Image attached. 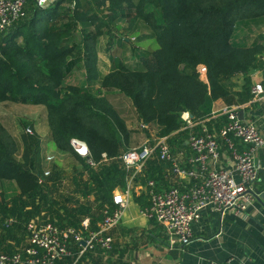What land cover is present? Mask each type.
<instances>
[{
  "label": "trees",
  "instance_id": "obj_1",
  "mask_svg": "<svg viewBox=\"0 0 264 264\" xmlns=\"http://www.w3.org/2000/svg\"><path fill=\"white\" fill-rule=\"evenodd\" d=\"M125 22L136 34L145 28L148 43L141 35L137 40L142 45L123 37L110 49L112 65L104 73L100 37L109 34L113 43L114 28ZM263 34L264 0H57L47 7L28 0L27 15L0 32V104L44 107L57 152L51 162L47 154L42 157L41 142L30 140L33 134L26 132L32 128L30 117L19 119L17 126L25 131L19 138L0 114V253L28 244L27 225L33 218L81 228L89 217L90 228L98 229L104 209L117 208L114 193L127 187L133 171L121 156L136 142L135 131L110 95L127 98L139 126L148 124L158 135H169L174 152L186 149L190 155V129L184 128L182 113L205 121L214 101L235 104L232 77L243 73L250 79L264 53ZM225 122L224 116L204 124L213 131ZM72 138L87 144L96 165L75 151ZM58 155L81 164L72 191L62 189L63 171L54 167ZM166 166L156 154L135 179L145 185L154 180L161 191L171 186ZM46 169L51 174L42 179ZM135 201L142 208L150 206L148 191ZM80 248L74 244L73 255L55 264H109L113 255L112 247L87 250L79 257ZM103 256H108L106 263Z\"/></svg>",
  "mask_w": 264,
  "mask_h": 264
},
{
  "label": "built area",
  "instance_id": "obj_2",
  "mask_svg": "<svg viewBox=\"0 0 264 264\" xmlns=\"http://www.w3.org/2000/svg\"><path fill=\"white\" fill-rule=\"evenodd\" d=\"M57 0H35L40 7H47ZM28 0H0V32L9 30L16 22L27 15ZM206 71L205 67L201 68ZM206 73V72H205ZM253 98L259 99L264 94V83L255 82L252 86ZM219 115L226 117V122L219 130L210 131L203 121H195L188 111L182 113L184 128L190 129L186 142L190 155L180 149L174 152L169 142V135L160 136L148 124L140 123L142 130H148L145 140L125 152L121 158L128 169H133L128 176L134 180L142 173L147 162L156 154L166 162V177H178L186 185L173 184L157 191L154 180L147 182L150 206L141 208L140 213L149 220H155L168 233L170 246H187L193 238V227L202 218L203 211L211 208L224 217L227 214L247 217L249 211L259 200L257 191L259 164L257 157L264 148V134L253 120L242 118L237 108L224 107ZM201 126V132L195 128ZM27 133H33L28 127ZM237 139L243 146L239 150ZM224 141L230 150L228 163L223 164ZM71 144L80 155L90 159L87 144L77 138ZM104 156H106L104 154ZM56 158L47 153L46 161ZM182 160L184 164H182ZM46 169L42 179L50 176ZM145 190V191H146ZM117 208L106 207L104 217L98 223V229L89 228V220L81 228L61 227L54 223L41 222L33 218L27 225L28 244L14 253H0V264H55L65 257L73 255V245L79 244L80 257L87 250L102 249L110 251L113 247V228L122 220L128 200L122 193L114 195ZM11 222V220L9 221ZM78 257V258H79Z\"/></svg>",
  "mask_w": 264,
  "mask_h": 264
},
{
  "label": "crops",
  "instance_id": "obj_3",
  "mask_svg": "<svg viewBox=\"0 0 264 264\" xmlns=\"http://www.w3.org/2000/svg\"><path fill=\"white\" fill-rule=\"evenodd\" d=\"M107 57V61H101L100 55V67L104 73L108 72L112 65L109 56ZM248 76L250 79H246L245 74L238 73L232 77L234 91L238 92L236 103L229 105L222 99L214 101L211 115L205 121L217 123L221 117H224L219 115L220 110L224 107L237 108L241 117L253 120L264 134V94L259 99H255L250 91L255 82L264 83V53L260 55L256 67L249 72ZM110 96L113 103L122 110L123 115L127 118L128 126L136 131L139 120L135 118L131 102L117 93ZM10 106L12 105L0 104V114L9 115L4 118V122L14 129V134L18 137L19 134L23 135V132L18 128L16 119L11 117L8 110L3 111ZM42 109L45 112V108L42 106H31L27 108V111L41 112ZM28 115L32 125H37L34 123L35 114L28 113ZM45 118H42L41 121L46 122ZM134 120L137 121V125L133 124ZM44 124L46 129L44 133L49 138V130L46 123ZM213 128H216L215 124ZM221 143L223 145V164L226 165L230 150L224 141ZM46 144L57 152L50 140ZM46 144L43 140L41 148L44 149ZM186 144L188 143L186 142ZM236 146L239 150L243 148L241 144ZM185 151L187 152L186 149ZM66 158L69 159V163L73 167L81 166L69 155ZM257 161L260 169L256 187L260 193L259 197H262L264 195V148L259 152ZM182 164H184L183 160ZM61 178L63 180L62 189H64L66 182L63 175ZM167 182L169 185L180 183L184 186L187 184L186 181L178 179V177H170ZM71 185L73 186V184ZM146 189V185L140 179L134 178L131 181L128 178L127 187L117 189L114 193H122L128 200V205L121 222L112 231L113 255H111L109 264H264V204L260 200L249 211L247 217H239L230 213L222 217L219 212L211 208L205 209L202 218L193 227L192 241L184 247L180 244L171 247L167 231L140 213L142 207L135 201V196L140 195ZM86 219L90 223L89 217H85L82 223ZM103 259L106 263L108 256H103Z\"/></svg>",
  "mask_w": 264,
  "mask_h": 264
},
{
  "label": "rangeland",
  "instance_id": "obj_4",
  "mask_svg": "<svg viewBox=\"0 0 264 264\" xmlns=\"http://www.w3.org/2000/svg\"><path fill=\"white\" fill-rule=\"evenodd\" d=\"M127 25H128L127 22H125L120 29H118V28L115 29L114 28V31H113V40L114 41H113V43L109 42V40H110V35L109 34H105V35L100 37L98 50H99V53H100V55L102 57V59L100 58L101 61L102 60H105V61L108 60L107 56H108V53H110V49H114L115 46H117V44L122 41L123 37H127L132 42H138L136 44H141L142 45L143 42L148 43V41H147L148 39L143 37L144 35L148 34V32L145 31V28H142L140 30V32H137V34H136V31L128 30L127 29ZM140 35H141V38H142L143 42H140V40H137V37L140 36ZM115 40H116V42H115ZM153 43H155V45L153 47V48H155L156 47V42L154 40H153ZM126 54L130 55L131 57L133 56V54H132V52L130 50H126ZM205 72H206L205 70L200 69V75L201 76L205 77L206 76ZM11 105H12V108L11 107H6V109H3V111L5 112V110L6 111L8 110V113L13 114L12 118L16 119L18 124H20L19 119L21 117H23L25 119H28V117H30L28 115V113H34L35 114L36 117H35V122L34 123H37V125L36 124L35 125H31L32 129H33V133H31V134H33V136H31L32 138H30V140L34 139L37 143L42 142L44 140L45 144L48 143V141L50 140V143L53 144L52 143V139L50 137V134H49V138H47V134L45 135V133H44V130H46L44 123H46V122H42L41 121V119L42 118L44 119L45 116H46V110H45V112H44V109H42L41 112L40 111L39 112L38 111H31V110L27 111V108H30L31 105H24V104H11ZM2 115L5 118L9 117L8 114H2ZM135 118H136V116H135ZM136 120H137V118H136ZM136 120H134V122H133V124H135V125H137V121ZM130 124H132V122H130ZM137 127L138 128H137V130L134 133V140H133V142H136V144H135L136 146L140 145L145 140V138L147 136V133H145V131H143L140 128L139 124H138ZM24 128H23V131H24ZM40 128H41V131H39ZM21 130H22V128L20 126V131ZM23 133H25V131ZM18 137L21 138L22 135L19 134ZM41 151H42L41 155H43L42 157H44L47 153H50V154L51 153H56L55 150L51 149L50 146H48V144H46L44 149H41ZM43 159L44 158H42V160ZM43 163L45 164L44 160H43ZM51 166H52V164H51ZM56 166L60 170L63 169L62 170L63 171L62 175L64 176V179H65V182H66V184H64V189L63 190L64 191H70L71 188L73 187L71 185V184H73L72 183V180H73L72 177H74L76 173H80L81 170H82V167L81 166L73 167V165H71L69 163V159L68 158H66L65 156L62 157L60 155L57 156V160H56V163H55L54 167L56 168Z\"/></svg>",
  "mask_w": 264,
  "mask_h": 264
},
{
  "label": "water",
  "instance_id": "obj_5",
  "mask_svg": "<svg viewBox=\"0 0 264 264\" xmlns=\"http://www.w3.org/2000/svg\"><path fill=\"white\" fill-rule=\"evenodd\" d=\"M259 200L264 204V195L262 197H259Z\"/></svg>",
  "mask_w": 264,
  "mask_h": 264
}]
</instances>
